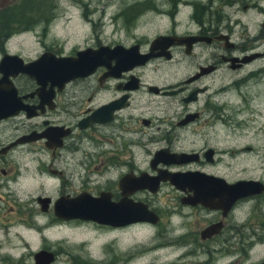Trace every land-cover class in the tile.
<instances>
[{"label":"flooded vegetation","instance_id":"obj_1","mask_svg":"<svg viewBox=\"0 0 264 264\" xmlns=\"http://www.w3.org/2000/svg\"><path fill=\"white\" fill-rule=\"evenodd\" d=\"M217 1L215 7L214 0L188 3V30L182 33L172 26L142 41L134 36L135 25L124 35L130 37L126 42L96 38L83 49L100 58L98 65L62 87L48 81L38 85L21 73L3 77L0 72V88H13L15 97L8 100L14 105L18 100L21 107L13 115L0 113V264H138L141 255L155 264L157 255L166 253L172 261L165 264H264V180L244 176L254 172L252 163L244 161L259 154L250 131L235 130L229 104L233 94L242 104L252 101L240 94L250 86L261 85L264 95V39L253 34L238 41L229 23L231 13ZM177 13L174 6L169 15ZM260 28L264 31V22ZM157 36L176 39L163 52H149ZM7 37L0 40V60L18 56L5 53ZM115 46L134 48L137 60L138 55L150 56L142 65L115 71L117 59L102 53V48L109 52ZM43 53L58 58L74 56L75 51L62 54L42 46L36 58ZM18 57L24 63L36 59ZM254 115L260 117L258 111ZM261 133L254 130V140ZM86 140L91 149L83 151ZM121 148L127 162H122ZM146 154L149 159L140 168L134 158ZM180 154L190 156L188 161H154L155 156ZM94 161L98 164L91 168ZM118 168L116 179L99 175ZM162 172L194 174L196 182L202 175L216 179L205 186H216V197L209 203L217 208L186 204L192 196L186 181L160 182L154 193L133 189V180L119 184L129 174L136 179ZM239 182L250 186L224 190ZM163 189H168L163 196L169 205L166 217L159 209L165 202L160 206L156 199ZM100 194L110 204L129 200L145 205L156 219L110 226L55 214L68 200ZM81 228L91 230L86 241H80ZM147 228L157 230L159 240L144 241L141 235ZM127 229L139 232L140 239L125 243ZM96 241L98 247H93ZM82 246L91 252L82 253Z\"/></svg>","mask_w":264,"mask_h":264},{"label":"rangeland","instance_id":"obj_2","mask_svg":"<svg viewBox=\"0 0 264 264\" xmlns=\"http://www.w3.org/2000/svg\"><path fill=\"white\" fill-rule=\"evenodd\" d=\"M42 1L44 2L42 8L36 9L38 0H0V15H10L7 17L6 24H3L4 28L0 26V40L3 35H8V41L3 48L5 53L18 56L20 54L22 58L32 60L42 50V46H45L62 54H71L74 51L88 47L96 38L102 41L119 40L126 42L130 37L124 35L128 34L129 30L135 25L138 28L134 31V36H141L142 41H148L156 35L169 32L172 26H174L177 33H182L188 30V3L194 0ZM206 1L201 0L202 3ZM219 1L223 3V11L231 13L229 23L232 25L233 35L240 36V38H237L238 41L244 39L247 35L253 34L264 39V31L260 28V24L264 22V0ZM218 3L217 0H214V7ZM252 3L257 4V7L249 8ZM174 6L175 9H178V13L172 18L169 12L172 11ZM15 12L17 13L14 14ZM136 12L138 14L134 15ZM23 15L31 18V22L27 24L24 30H22L24 26L22 24ZM124 15L127 18L126 21ZM149 70L152 71V67H149ZM149 75L151 76V73ZM258 87H261V85H258ZM258 87L250 86V89L240 90V94L252 98V101L242 104V102L236 100L233 94L229 98V104L234 114L232 119L236 121L234 123L236 125L235 130L238 132L241 129H248L252 134L256 152L258 150L257 154H259V157L253 160L249 158L244 161L245 163H252L254 167V172L249 170L244 176L264 180V95L261 94L263 88ZM255 111L259 112L260 117L254 115ZM244 121H247L246 128H244ZM254 130H260L263 133L256 135V140H254ZM148 148L152 150V148ZM90 149L89 142L84 141L82 150L88 151ZM99 149L102 151L101 146ZM104 149L115 153L112 147L105 146ZM121 151L124 154L121 158L122 162H127V154L122 148ZM148 159L149 154H146L143 158H140V156L134 158V161L136 165L143 168ZM97 164V161H94L91 168ZM118 173L119 168L116 172L112 170L102 172L99 175L103 178L116 179ZM165 195L168 196V189L167 192L163 189L162 192L157 194V205L161 206L165 202L163 201ZM159 209L166 217L169 205L165 202ZM147 229L141 235L144 241H147L148 238H151L153 243L154 239L159 240L157 230L154 228ZM89 231H91L90 228L80 229V241L88 240L90 236L87 235V232ZM125 231L127 233L126 239H124L125 243L140 239L139 232H133L131 229ZM84 232L85 234H83ZM96 244L97 241L93 244V247H98ZM135 247L140 248L139 245ZM80 249L82 253L85 249L91 252L89 246H82ZM141 256L138 264H150L151 260L148 257ZM170 259L171 254L166 253L157 255L153 262L155 264H165L170 263L172 261Z\"/></svg>","mask_w":264,"mask_h":264},{"label":"water","instance_id":"obj_3","mask_svg":"<svg viewBox=\"0 0 264 264\" xmlns=\"http://www.w3.org/2000/svg\"><path fill=\"white\" fill-rule=\"evenodd\" d=\"M173 37H164L157 36L155 37L150 45L149 52L153 49H158L160 52L165 51L170 45L174 44ZM179 43V40H178ZM102 53L106 56L112 53L111 58H116L117 61L114 64L113 69L115 71H126L131 69L133 66L142 65L150 56L146 54L144 56L137 57L132 54L134 48L125 49L121 46H115L111 50L106 51L102 48ZM100 50V49H99ZM109 58V57H107ZM99 57L95 56L91 49L85 48L74 53V56L71 57H58L55 58L48 53H43L36 59L31 62L24 63L21 58L15 55H4L0 60V72L3 77L13 74H25L28 77L35 80L36 84L41 85L45 81L48 82H58L59 86L62 87L66 82L75 79L86 77L90 74L95 67L98 65ZM101 65L104 62L100 63ZM7 66L8 70L5 69ZM1 82H6V80L1 79ZM8 97H15V91L13 88L9 91H3V88H0V113L1 116L13 115L21 107L16 100L15 105L8 100ZM7 102L8 105L4 103ZM7 110V111H6ZM4 114V115H3ZM190 156L180 154V155H169L170 160L166 159H157L154 157V161L162 162L163 164L171 163H182L187 162ZM179 176V178L172 177ZM198 176V175H197ZM194 174H184V175H175V174H165L162 172L158 173L154 177H147L140 175L135 179L132 175H127L123 177L119 184H130V181L133 180L134 184L133 189L143 190L147 189L150 193H154L157 190V185L160 182H170L172 184L185 182L191 186L189 190L192 192V196L185 199V203L189 205L194 204H203L207 207L217 208L214 204L210 205L209 201L211 198H215L217 194L216 186H213L209 190L205 185L210 184L211 181H216L208 176H200L198 182L195 181ZM178 181V182H177ZM184 184V183H183ZM216 184V183H215ZM250 186L249 183L239 182L230 186V188H224L225 191L231 190L238 192L244 189H248ZM214 194V195H213ZM236 194V193H235ZM237 195V194H236ZM68 218H78L84 221H92L101 225H110V226H119L130 224L133 222H151L155 221V214L149 211L145 205L134 204L129 200L120 201L119 203H108L105 196L102 194L97 198L84 197L81 195L79 198L68 200L67 204L58 209V212L55 214H60Z\"/></svg>","mask_w":264,"mask_h":264},{"label":"trees","instance_id":"obj_4","mask_svg":"<svg viewBox=\"0 0 264 264\" xmlns=\"http://www.w3.org/2000/svg\"><path fill=\"white\" fill-rule=\"evenodd\" d=\"M43 3L44 2L42 0H38V6H37L36 9L42 8ZM16 13L17 12H15L14 14H16ZM8 16H10V15H6V14L5 15H2V14L0 15V17H1L0 25L6 24V21H7V17ZM22 18H24L23 21H22V24L24 25L22 27L23 28L22 30H24L26 28L27 24H29L31 22V18L29 16H26V15H23Z\"/></svg>","mask_w":264,"mask_h":264},{"label":"bare ground","instance_id":"obj_5","mask_svg":"<svg viewBox=\"0 0 264 264\" xmlns=\"http://www.w3.org/2000/svg\"><path fill=\"white\" fill-rule=\"evenodd\" d=\"M136 245H139V246H140V244H136ZM136 245H135V246H136Z\"/></svg>","mask_w":264,"mask_h":264}]
</instances>
